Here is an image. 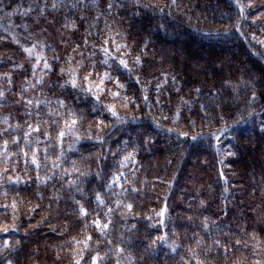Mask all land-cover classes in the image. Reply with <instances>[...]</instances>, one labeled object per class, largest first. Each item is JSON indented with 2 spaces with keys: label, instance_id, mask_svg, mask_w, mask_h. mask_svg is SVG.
<instances>
[{
  "label": "trees",
  "instance_id": "obj_1",
  "mask_svg": "<svg viewBox=\"0 0 264 264\" xmlns=\"http://www.w3.org/2000/svg\"><path fill=\"white\" fill-rule=\"evenodd\" d=\"M247 1L0 0V264H264Z\"/></svg>",
  "mask_w": 264,
  "mask_h": 264
},
{
  "label": "rangeland",
  "instance_id": "obj_2",
  "mask_svg": "<svg viewBox=\"0 0 264 264\" xmlns=\"http://www.w3.org/2000/svg\"><path fill=\"white\" fill-rule=\"evenodd\" d=\"M257 3H254L252 1H247L246 4L244 5V8L248 11H252L253 16L250 17L247 15V19L250 21V23L254 26L255 28V33L253 34L254 40L260 44L261 48L264 50V8H262L260 5H258L257 9H254V6ZM247 11V14H248ZM13 20L15 21V17L12 16ZM11 19V17H10ZM14 21L13 24H14ZM10 22V20H9ZM12 22H10L11 24L9 26H3L5 29L10 30L13 27ZM6 25V24H5ZM1 38H4L3 36H1ZM1 64V61H0ZM252 103V102H251ZM251 103L248 104V106L246 107L249 108V106H251ZM220 150V159L222 163H225V159L227 157L228 151L225 148V146H223L221 144V146L219 147ZM10 239V237H3L0 240V249L2 251H6L7 249L5 248L4 244Z\"/></svg>",
  "mask_w": 264,
  "mask_h": 264
},
{
  "label": "snow or ice",
  "instance_id": "obj_3",
  "mask_svg": "<svg viewBox=\"0 0 264 264\" xmlns=\"http://www.w3.org/2000/svg\"><path fill=\"white\" fill-rule=\"evenodd\" d=\"M29 51H31V50H29ZM121 63H124L123 61H121ZM125 67H126V65H125ZM102 90V89H101Z\"/></svg>",
  "mask_w": 264,
  "mask_h": 264
}]
</instances>
